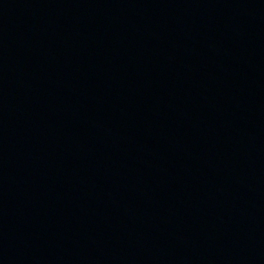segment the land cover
<instances>
[{
  "label": "water",
  "instance_id": "95a60500",
  "mask_svg": "<svg viewBox=\"0 0 264 264\" xmlns=\"http://www.w3.org/2000/svg\"><path fill=\"white\" fill-rule=\"evenodd\" d=\"M0 264H264V0H0Z\"/></svg>",
  "mask_w": 264,
  "mask_h": 264
}]
</instances>
